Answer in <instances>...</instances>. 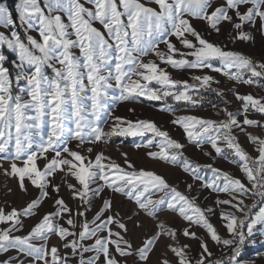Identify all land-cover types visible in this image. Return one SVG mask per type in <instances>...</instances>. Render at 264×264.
<instances>
[{
	"label": "snow or ice",
	"instance_id": "6c2138e0",
	"mask_svg": "<svg viewBox=\"0 0 264 264\" xmlns=\"http://www.w3.org/2000/svg\"><path fill=\"white\" fill-rule=\"evenodd\" d=\"M225 26L233 44L252 41V30L264 34V0H18L14 12L0 3V175L14 179L20 194L37 193L22 208L0 203V264H151L153 255L156 264H245L246 244L257 226L264 229V96L228 88L241 102L230 111L221 80L210 73L264 90V60L204 34L219 35ZM141 97L162 102L159 111L173 115L186 143L153 120L115 114L117 105ZM205 101L223 118L176 115ZM114 137L139 138L137 151L200 181L216 195L214 206L201 207L188 194L193 184L181 192L127 152H120L122 163L106 155L101 145ZM189 144L241 176L191 160ZM117 194L127 210L116 205ZM97 199L102 204L88 219ZM46 200L52 210L39 215ZM217 209L226 235L211 222ZM164 212L184 226L161 220Z\"/></svg>",
	"mask_w": 264,
	"mask_h": 264
},
{
	"label": "rangeland",
	"instance_id": "374dc122",
	"mask_svg": "<svg viewBox=\"0 0 264 264\" xmlns=\"http://www.w3.org/2000/svg\"><path fill=\"white\" fill-rule=\"evenodd\" d=\"M17 2L18 0H0V3H6V5L11 10H13V12L15 11V5ZM196 26L198 29L203 28V25L200 23H196ZM226 27L227 26H225V28H222V32L219 35H217L214 32H212L211 34L205 32L204 34L212 42L222 43L224 45H227L228 49L243 52L244 54L249 55L257 60H264V34H261L259 31L256 30H252V34L254 37L252 41L249 42L237 41L236 43L233 44L228 39V31L226 30ZM3 30L4 29H0V31ZM168 71L172 73L173 78L175 79H189L187 72H178L177 70H173V69H168ZM210 74L215 75L217 79L221 80V84L219 87L225 90L226 99L230 102L227 105L230 111L235 112L238 108H240L241 102L236 100L235 96L231 92L227 91L228 88L235 86L237 88V91L241 94L251 93L253 95L264 96V90H261L259 87L248 86V85H233L232 82L226 81L224 77L219 76L218 74L215 73H210ZM204 95L208 97L210 94L204 93ZM208 99L215 100V97L214 95L211 94V96L208 97ZM143 101L158 103L154 101L145 100L144 98L141 97L137 102L134 103L125 102L117 105L115 114L119 116L128 117L129 119H133V120L137 118L153 120L154 122L157 123L158 126H162L163 129L167 130L173 138L180 140L182 143H186V141L183 139L182 129L170 123V121L174 118L173 115L159 111L161 104L156 108H154L142 103ZM217 103L220 108L225 107V105L219 103V101H217ZM129 108H134L135 113L129 112L128 111ZM216 113H217L216 109H213L212 107H207L204 109H198V108L190 109L189 111H184L183 109H181L176 113V115H196L199 117L211 118L216 120L223 118L222 114L218 116ZM250 118L260 119L261 117L259 115H255ZM240 119H242V117H240ZM106 130H107V126H106ZM249 131H252L256 134H260L258 129H249ZM240 140L241 143L246 147V149L250 153H254V149L248 145V142L243 135L240 136ZM137 142H140L139 138H128L127 140H123V138L114 137L108 145L106 146L101 145V148L104 150L106 155L111 156L114 160L120 163H122L120 152L121 151L127 152L129 158L136 164L137 167L154 169L158 173L165 175L169 180V182L176 185L181 192L187 193L186 185L193 184L194 187L192 191L188 194L190 196L198 197L197 203L203 208L214 206L216 195L214 193H211L210 190L208 189H201L200 181H194L191 178V176H189L187 173H184L179 167H171L167 164L157 163L148 160L144 156L145 150L141 149L137 151L133 147V144ZM71 146L75 147V142H73ZM205 150L212 151L210 146L207 145L205 146ZM185 155L188 156L191 160L201 165L213 164L215 167L220 168L224 171H228L237 177L241 176L239 169L235 165L221 158H217L215 161H213L209 156L204 155L202 151L198 150L193 145L190 144L187 145L185 149ZM213 155H215L214 152ZM5 166L7 167V164H5ZM205 171L206 170H202L201 174H204ZM208 175H210V173H208ZM57 182H59V178H57ZM8 188H12L13 192L6 195ZM30 193L31 194L29 196L20 194L18 192V189L16 188V181L14 179L6 180L5 177L0 175V203L7 200L12 206L17 208H22L25 206L27 201H29L30 199L34 198L37 195L36 191L31 188H30ZM60 195L63 196L70 205L73 206L75 205V202L69 198L66 189H62ZM104 195L110 196L111 193L106 192ZM221 198H226V197L223 194H221ZM248 202L250 203L251 201ZM115 203L117 206L123 203L124 208L122 209V211H125L130 207V205L125 200V198L119 196L118 194L115 196ZM101 204L102 201L100 199H97L95 201V206L90 212L87 213L88 219H91L93 217V215L99 209ZM51 205H52V201L46 200L42 204L39 210V215H42L44 212L51 211L52 210ZM39 215L35 218H31L26 221L25 231H27V227L29 225L33 224L35 220L39 218ZM160 218L161 220L166 221L172 227L182 228L184 226V222L178 216H174L168 212L161 213ZM143 219L145 220L147 227L149 228L153 227V225L148 220V218H143ZM211 222L220 230L222 235H226L223 227L221 226L219 209H217L216 214L211 217ZM262 232H264V229L260 228V226H257L256 233L251 238V240L254 242H250L246 244L242 253L243 261L245 262V264H264V235H261ZM141 236L142 233L137 232L134 238V243L136 245L140 244ZM51 243L55 244L58 243V241L55 238H53ZM190 243L192 244L193 247V254H195V250L198 247V245L196 244L195 241H190ZM210 247H212V250L214 252H218V249L211 243H210ZM3 258L4 257H0V259ZM156 261H157V256L153 255L151 258V264H156Z\"/></svg>",
	"mask_w": 264,
	"mask_h": 264
},
{
	"label": "trees",
	"instance_id": "16d2710c",
	"mask_svg": "<svg viewBox=\"0 0 264 264\" xmlns=\"http://www.w3.org/2000/svg\"><path fill=\"white\" fill-rule=\"evenodd\" d=\"M209 94V93H208ZM207 95V94H206ZM211 96V94L208 96V97H210ZM213 101H215V100H213ZM215 102H217V101H215ZM142 103H144V104H146V105H149V106H151V107H154V108H156L157 106H159L161 103H152V102H147V101H143ZM207 107H211V105L208 103V102H205L204 104H203V106L201 107V108H198V109H204V108H207Z\"/></svg>",
	"mask_w": 264,
	"mask_h": 264
}]
</instances>
